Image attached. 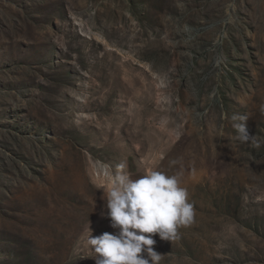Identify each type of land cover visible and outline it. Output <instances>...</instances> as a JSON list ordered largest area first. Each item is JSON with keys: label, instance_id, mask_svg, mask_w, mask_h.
Wrapping results in <instances>:
<instances>
[{"label": "rangeland", "instance_id": "rangeland-1", "mask_svg": "<svg viewBox=\"0 0 264 264\" xmlns=\"http://www.w3.org/2000/svg\"><path fill=\"white\" fill-rule=\"evenodd\" d=\"M261 104L264 0H0V264H95L121 164L188 191L159 264H264Z\"/></svg>", "mask_w": 264, "mask_h": 264}, {"label": "clouds", "instance_id": "clouds-1", "mask_svg": "<svg viewBox=\"0 0 264 264\" xmlns=\"http://www.w3.org/2000/svg\"><path fill=\"white\" fill-rule=\"evenodd\" d=\"M260 111L264 113V104ZM232 120L241 142H255L246 116L234 115ZM124 168V164L119 165L110 184L102 189L107 198L100 215L109 220L114 231L91 234L86 243L95 253V264H159L161 254L153 247L154 236L175 240L178 228L193 220L188 191L178 175L146 165L144 174L133 180Z\"/></svg>", "mask_w": 264, "mask_h": 264}]
</instances>
